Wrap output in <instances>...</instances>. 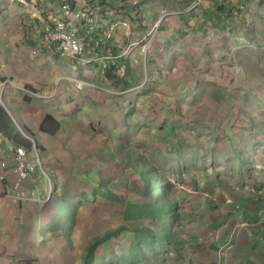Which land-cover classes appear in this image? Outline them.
Segmentation results:
<instances>
[{
  "label": "crops",
  "instance_id": "1",
  "mask_svg": "<svg viewBox=\"0 0 264 264\" xmlns=\"http://www.w3.org/2000/svg\"><path fill=\"white\" fill-rule=\"evenodd\" d=\"M91 1L100 7L106 23L115 26L113 51L132 45L105 75L98 62L84 65L59 58L52 48L39 45L33 16L44 11L48 12L44 16H61L57 0H0V105L10 116L4 127L0 124V264H86L87 254L71 249L65 227L76 215L70 228L84 249V237L90 244L116 229L118 200H128V191L117 190L116 185L133 181L127 167L144 165L153 157L171 158L174 168L181 167L196 148L194 138L186 134V140L180 128L191 130L202 111L219 115L222 131L232 135L227 138L236 145L241 141L238 136H244L246 116L258 118L260 125L264 119L262 96L252 99L250 111L245 108L250 98L227 89L241 87L245 80L239 78L246 65L240 62L242 57L236 58L239 62L229 61L244 52L241 48H252L262 61L254 65H264V0ZM123 21L130 30L118 27L117 22ZM221 55L224 61L217 62ZM88 56L97 58L99 52L89 50ZM182 67L205 73L215 90L199 98L188 96L189 105H195L175 113L171 127H163L158 99L164 96L150 91L162 83L167 71ZM230 75L236 78L230 81ZM252 83L257 88L258 83ZM117 88L124 94H114ZM58 102L60 108L53 105ZM28 135L39 142L44 171L55 183L50 198L42 171L15 189L14 150L18 145L30 146ZM135 143L141 146L134 148ZM262 149L258 143L254 150L260 168H264ZM261 180L257 186L256 179L246 177L244 185L256 193L244 188L232 197L223 192L210 204L193 197L184 202L179 213L192 231L188 257L170 254L164 264H264L256 217L264 202L259 197L264 176ZM22 194L27 197L21 198ZM202 213L204 222L199 223L197 216ZM102 256H93L89 264H99ZM118 256L107 257L121 264Z\"/></svg>",
  "mask_w": 264,
  "mask_h": 264
},
{
  "label": "rangeland",
  "instance_id": "2",
  "mask_svg": "<svg viewBox=\"0 0 264 264\" xmlns=\"http://www.w3.org/2000/svg\"><path fill=\"white\" fill-rule=\"evenodd\" d=\"M150 24L151 27L154 26V23ZM145 27H148V25H145ZM129 46L132 47V45ZM241 50H244V52L241 53V51V54L235 53L229 57V61L239 62L236 58L238 56L242 57L240 62L245 61L246 65L242 76H239V78H245V80L241 87H228L227 89H231L230 94L241 95L244 99L250 98L245 102V108L247 109L252 104L254 97L259 98V96H262L264 98V65L260 66L257 63L254 65L255 61H261V57L254 55L252 48L246 47L241 48ZM221 61H224L223 55L217 58V62ZM205 78V73L190 72L186 67H182L177 71L166 72V78L161 79L162 83L157 84L159 90L156 91L157 88L154 87L155 90L150 91V94L164 96L162 99H158V106H162L158 115L164 119L162 121L163 127H171L175 113L181 114V112L187 111L189 106L195 105V103L189 105L186 101L188 96L192 95V97L199 98L205 94H210L211 90H215L214 87H212L213 89L210 88ZM235 78L230 75V81ZM78 79L80 78L76 77V80ZM252 80L256 86L258 83L255 89ZM3 81L5 82L7 79H3ZM77 83L74 82L76 85ZM144 83H146L145 79ZM121 87L124 88V86ZM115 91L114 94H124L122 88H117ZM40 92V90L37 91V93ZM254 103L259 107L257 102ZM53 105L60 108L62 104L58 102L53 103ZM170 105L173 106L174 111H172ZM250 111H252L251 107ZM204 114H210V116L205 118ZM255 114L257 115L256 111ZM261 116L263 117V113H261ZM246 119L248 120H246L247 124L242 125L244 136H238L241 141L236 145L235 140L231 141L227 138L232 135L226 136L222 131L220 116L215 113L211 114L209 111H202L201 115L194 119L191 130L185 131L182 127L180 128L181 136L186 140V134L194 138L193 146L196 149L191 151L192 158L182 163L181 167L175 168L172 166L173 159L162 160L157 157L151 158L144 165L134 163L131 167H127V171L133 174V181L131 184L127 183V185L123 183L116 185L117 190L128 191L127 201L125 199L118 200L117 228L111 231L107 230L90 244H88L89 237H84L86 240V249H84L83 246L77 244L79 238L74 237L72 234L70 227L74 226L76 215H73V217L71 215V221L65 227V231L71 236V249L83 256L84 252L87 254L86 250L88 252L91 246L96 245L92 253L94 258L100 254L105 256H102L103 258H101L99 264H115L107 256H115L117 253L121 264H162L164 258L170 256V254L188 257L186 254L192 242L190 237L192 231L184 226L181 220L182 215L179 213V210L182 211L183 209L181 207H184V202L193 197L203 202L206 200L210 204L223 192L232 197L241 193L244 188L245 192L252 191L251 188L244 185L246 177L256 179L257 186L262 185L261 181L263 180L261 178L264 176V168L258 167L256 161H254V150L258 143H261L264 149V119H260L261 125L258 118L253 120L251 116L249 118L246 116ZM249 125H251L250 128ZM253 128H255L254 134L247 135L248 130L253 131ZM235 135L233 137H236ZM133 146L134 148L140 147L141 144L135 143ZM263 157L264 153L261 156L262 160ZM142 174L147 175L152 183H145L142 178L137 179V176L139 177ZM136 182L143 187L138 186ZM100 185L103 186L104 184ZM158 204L159 206L164 204L167 205V208H174V211L171 212L174 217L173 220L161 217L159 211L151 208L158 206ZM177 204L178 206H176ZM86 205H90L88 200ZM179 205L183 206H180L179 209ZM73 209L76 212L77 208ZM197 217L199 223L204 222L205 215L203 213ZM154 233L157 236L153 235ZM110 242L112 246H110ZM125 258H127V261H124Z\"/></svg>",
  "mask_w": 264,
  "mask_h": 264
},
{
  "label": "built area",
  "instance_id": "3",
  "mask_svg": "<svg viewBox=\"0 0 264 264\" xmlns=\"http://www.w3.org/2000/svg\"><path fill=\"white\" fill-rule=\"evenodd\" d=\"M38 1V0H37ZM61 7V16L48 14L44 11L40 16H33L34 31L39 37L40 46L52 48L55 56L67 60L77 61L87 65L98 62L105 75L117 66L120 58L127 56L131 46L117 52L110 43L114 37L115 26L107 24L100 7L91 0H57ZM118 27L130 30L128 22H117ZM98 51L97 58L89 57L88 51ZM121 72L120 76H124ZM30 146L18 145L14 150V171L17 174L15 189L19 190L24 180L30 179L43 172L47 178V197L55 194V183L50 175L44 171L43 156L39 142L27 136ZM8 164L3 163L7 168ZM4 179V178H3ZM251 192L256 193L255 190ZM259 197L264 199V191L259 192ZM27 197L26 194L20 195ZM256 213L259 240L264 245V202L260 203Z\"/></svg>",
  "mask_w": 264,
  "mask_h": 264
},
{
  "label": "trees",
  "instance_id": "4",
  "mask_svg": "<svg viewBox=\"0 0 264 264\" xmlns=\"http://www.w3.org/2000/svg\"><path fill=\"white\" fill-rule=\"evenodd\" d=\"M9 118H10V116H9V113L7 112V110L2 105H0V124H1V126L4 127V120L9 119ZM139 178L144 179L145 183H148V184L152 183V181L150 180V178L147 175L142 174V175H139V177L137 176V179H139ZM136 183L138 186L143 187L142 185L138 184V182H136ZM145 204H147V203H145ZM176 206H178V204ZM151 208L159 211L160 212L159 215L161 217H164L168 220H173V218H174L173 214H171V212L174 211V208H167V205H164V204H163V206H159V204H158V206H154ZM146 213H147V211H146ZM177 213H178V209H177ZM147 231L150 232L149 230H147ZM153 235L157 236L155 233ZM95 246L96 245H93L89 248V250L87 252V263L86 264H89L90 259H92V257L94 256L92 253L94 251Z\"/></svg>",
  "mask_w": 264,
  "mask_h": 264
}]
</instances>
